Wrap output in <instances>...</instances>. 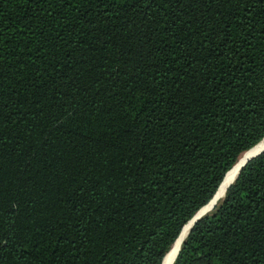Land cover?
Here are the masks:
<instances>
[{
    "label": "trees",
    "instance_id": "16d2710c",
    "mask_svg": "<svg viewBox=\"0 0 264 264\" xmlns=\"http://www.w3.org/2000/svg\"><path fill=\"white\" fill-rule=\"evenodd\" d=\"M263 135L264 0H0V264H161ZM172 264H264V149Z\"/></svg>",
    "mask_w": 264,
    "mask_h": 264
},
{
    "label": "bare ground",
    "instance_id": "6f19581e",
    "mask_svg": "<svg viewBox=\"0 0 264 264\" xmlns=\"http://www.w3.org/2000/svg\"><path fill=\"white\" fill-rule=\"evenodd\" d=\"M264 145V137L257 142L256 145L252 146V148H249L246 152L243 153V155L238 158V161L225 173L222 181L220 182L216 192L214 193V195L212 196V198L205 204L203 205L195 214V215H198L200 214L201 212L205 211L206 209H208L210 207V205H214L216 204L224 195V192H225V189H226V185L234 178L239 166L241 165V163L243 162V160L249 156L250 154L254 153L255 151H257L258 149H260L262 146ZM186 225V226H185ZM185 228L183 230V233L181 235V232H182V229L178 235V237L176 238V240L174 241V243L171 245V249H169L167 253L164 255L163 259H162V262L161 264H170L172 262V259L174 258L175 256V253L178 249V247L180 246V243L182 241V239L184 238L187 230H188V227L190 225V220L185 224ZM181 235V237H180ZM167 255V258L166 260L164 261L165 259V256Z\"/></svg>",
    "mask_w": 264,
    "mask_h": 264
},
{
    "label": "water",
    "instance_id": "95a60500",
    "mask_svg": "<svg viewBox=\"0 0 264 264\" xmlns=\"http://www.w3.org/2000/svg\"><path fill=\"white\" fill-rule=\"evenodd\" d=\"M262 137H264V135H263ZM262 137H261V138H262ZM261 138H260V139H261ZM260 139H259V140H260ZM259 140H258V141H259ZM254 144H255V143H254ZM254 144H253V145H254ZM253 145H252V146H253ZM250 147H251V146H250ZM250 147H249V148H250ZM247 149H248V148H247ZM263 149H264V145H263L260 149H258L257 151H255L254 153H252V154H250L249 156H247V157L243 160V162L241 163V165L239 166V168L244 164V162H245L248 158H250L251 156L257 154L258 152H260V151L263 150ZM239 168H238V170H239ZM238 170H237V172H236L234 178L236 177V175H237V173H238ZM224 173H225V172H224ZM223 175H224V174H223ZM222 177H223V176H222ZM234 178H233V179H232V180L226 185V187H227V186H228V185L234 180ZM221 179H222V178H221ZM220 181H221V180H220ZM220 181H219V183H220ZM219 183H218V185H219ZM218 185H217V186H218ZM216 189H217V188H216ZM214 192H215V191H214ZM214 192H213V194H214ZM213 194L211 195V197L213 196ZM211 197H210V198H211ZM210 198H209V199H210ZM209 199H208V201H209ZM204 204H205V203H204ZM204 204H203V205H204ZM203 205H201L200 207H202ZM200 207H199V208H200ZM211 207H213V205H212V206L210 205V207H209L208 209H206L205 211L209 210ZM199 208H198V209H199ZM198 209H197V210H198ZM197 210H196V211L192 214V216L188 219V220H190V225H189V227H188V230L190 229L192 223H193L197 218H199V216H201L202 214L205 213V211H203V212H201L200 214L194 216V214L197 212ZM188 220H187V221H188ZM183 224H184V223H183ZM183 224H182V225H183ZM188 230H187V232H188ZM187 232H186V234H187ZM186 234H185V235H186ZM184 237H185V236H184ZM175 238H176V237H175ZM175 238H174V239H175ZM182 240H183V239H182ZM173 241H174V240H173ZM173 241H172V242H173ZM178 249H179V247H178ZM178 249H177V251H178ZM177 251H176V253H177ZM176 253H175V255H176ZM164 254H165V253H164ZM164 254H163V256H164ZM163 256H162V258H163ZM174 257H175V256H174ZM162 258H161V260H162ZM173 259H174V258H173ZM173 259H172V261H173ZM160 263H161V261H160ZM170 264H172V262H171Z\"/></svg>",
    "mask_w": 264,
    "mask_h": 264
},
{
    "label": "rangeland",
    "instance_id": "374dc122",
    "mask_svg": "<svg viewBox=\"0 0 264 264\" xmlns=\"http://www.w3.org/2000/svg\"><path fill=\"white\" fill-rule=\"evenodd\" d=\"M214 205H215V204H214ZM214 205H213V206H214ZM211 209H212V207H211L209 210L205 211V212H208V211H210Z\"/></svg>",
    "mask_w": 264,
    "mask_h": 264
}]
</instances>
